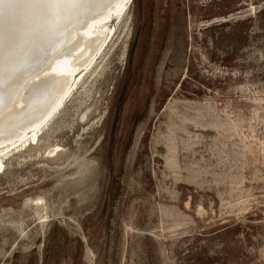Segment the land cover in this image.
I'll return each mask as SVG.
<instances>
[{"label":"rangeland","instance_id":"obj_1","mask_svg":"<svg viewBox=\"0 0 264 264\" xmlns=\"http://www.w3.org/2000/svg\"><path fill=\"white\" fill-rule=\"evenodd\" d=\"M106 26L0 154V264H264V0H131Z\"/></svg>","mask_w":264,"mask_h":264},{"label":"bare ground","instance_id":"obj_2","mask_svg":"<svg viewBox=\"0 0 264 264\" xmlns=\"http://www.w3.org/2000/svg\"><path fill=\"white\" fill-rule=\"evenodd\" d=\"M130 1L0 0V154L36 143Z\"/></svg>","mask_w":264,"mask_h":264}]
</instances>
